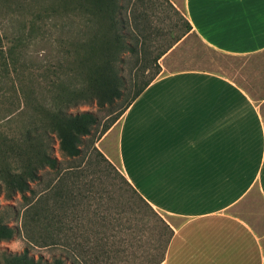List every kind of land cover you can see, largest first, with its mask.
I'll list each match as a JSON object with an SVG mask.
<instances>
[{"label": "crops", "instance_id": "obj_1", "mask_svg": "<svg viewBox=\"0 0 264 264\" xmlns=\"http://www.w3.org/2000/svg\"><path fill=\"white\" fill-rule=\"evenodd\" d=\"M167 1L206 46L264 69V0ZM252 93L208 71L161 72L108 131L125 178L173 229L164 264H264V96Z\"/></svg>", "mask_w": 264, "mask_h": 264}, {"label": "trees", "instance_id": "obj_2", "mask_svg": "<svg viewBox=\"0 0 264 264\" xmlns=\"http://www.w3.org/2000/svg\"><path fill=\"white\" fill-rule=\"evenodd\" d=\"M119 2L0 0L1 7L7 10L15 4L30 9L26 14L25 8H16L23 10L22 17H9L10 33L0 34V85L10 86L2 92L10 107L0 119V197L6 201L19 197L22 204V212L12 206H0V243L21 236L27 244L19 253L1 251L0 264H89L85 253H76L70 241L71 206L77 199L85 198L80 183L90 171L81 164L87 158L84 166L88 168L111 167L94 144L155 79L160 72L158 61L170 49H157L150 58L152 52H147L149 46L145 50L146 42L139 48L138 33L144 30L139 23L141 16H134L130 23L123 17ZM93 18L98 27L90 40ZM186 28L190 31L187 22ZM54 36L70 47L65 49V55L75 59L72 68L67 74L46 69L41 80L33 74L22 76L26 71L22 68L27 67L24 50L36 44L37 37L46 42ZM98 36L101 41L96 40ZM4 42L8 45L3 50ZM139 62L143 63V71L149 65L156 72L141 83L137 79L129 82L139 75L126 79L124 67L129 63L134 67ZM127 91L131 96L120 108L117 103ZM80 104H95L103 116L92 111L70 112ZM54 139L62 156L78 164L62 166L52 155ZM96 178L99 180L100 176ZM125 184L152 209L126 179ZM169 233L170 242L172 230ZM31 248H57L60 253L50 260L36 258L31 255ZM94 263L99 264V258Z\"/></svg>", "mask_w": 264, "mask_h": 264}, {"label": "rangeland", "instance_id": "obj_3", "mask_svg": "<svg viewBox=\"0 0 264 264\" xmlns=\"http://www.w3.org/2000/svg\"><path fill=\"white\" fill-rule=\"evenodd\" d=\"M119 3L123 7V17L127 18L129 22H132L134 16H141L139 23L143 24L144 30L138 33L141 36L138 47L142 48V42H146L145 50L149 46L147 52H152L150 58L157 49L170 48L158 61L160 72L157 76L161 72L168 73L186 69L203 70L228 77L243 86L251 87L253 89L252 97L255 100L264 96V69L260 67L261 63L223 55L206 46L194 33L187 31L186 20L182 12L171 6L167 0H120ZM18 7L23 10L25 8V10H18V12L16 10ZM22 11L27 14L30 9L23 4L20 6L15 4L9 10L0 5V34L6 31L10 33L8 30L11 29L9 17L19 16L21 18ZM93 20L94 26L91 30L92 38L90 40L94 38L93 35L97 34V19L93 18ZM18 23H15V27ZM144 37H147L146 40ZM41 39L39 40L37 37V43L24 50L23 61H26L24 66L27 67L22 68V70H26L22 76L27 77L33 74L41 80V75L43 76L46 69L67 74L68 68H72L75 60L73 56L65 55V49L70 50L68 44H63L55 36L46 42ZM96 40L101 41V38L98 36ZM7 45L4 42L2 49H6ZM141 57L142 54L139 58ZM142 67V62L137 63L134 67H131L129 63L124 67L123 76L130 79L138 74L137 78H132L129 81L137 79L138 83L154 76L156 70L153 66L147 65L145 71ZM8 87L0 85V119L7 114L6 109L10 107L8 100L2 97L3 90L9 89ZM130 96L131 92H125L124 97L117 103L118 107L125 106ZM81 111H92L103 116V112L95 104H80L70 112ZM118 120L111 126V129ZM114 130L109 136H107V131L94 144V147L111 167L108 169L102 168L103 166L88 168L87 165L84 166V163L88 162L87 158H84L81 164V167H84L86 171H90L87 173L84 170L86 176L80 183L85 198L77 199L71 206L70 241L76 253H85L84 256L89 264H95L96 258H99V264H164L170 239L169 230L173 232V229L163 215L153 208L150 209L134 190L125 184L126 178L117 163L114 152ZM51 146L52 155L61 161L63 167L78 164L77 161L68 160L62 156L55 139L51 141ZM98 170L101 173H93ZM102 172H105L104 175ZM97 175L100 176L99 180L96 178ZM89 183L91 184L89 185ZM84 184H87L86 188L83 187ZM250 197L254 207H262L256 190ZM0 206H12L16 211L22 212L19 197H15L12 201H6L0 197ZM9 215L11 214L9 213ZM159 219L164 221L168 227L166 228ZM250 223L254 228H261L260 226L264 224L253 218L250 219ZM26 246L25 239L17 236L11 241L1 242L0 252L19 253ZM30 253L36 258L41 256L50 260L53 255L60 252L57 248H31Z\"/></svg>", "mask_w": 264, "mask_h": 264}]
</instances>
